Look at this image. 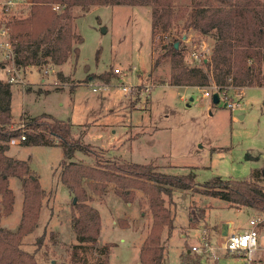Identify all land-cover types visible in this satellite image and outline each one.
<instances>
[{
  "label": "rangeland",
  "instance_id": "1",
  "mask_svg": "<svg viewBox=\"0 0 264 264\" xmlns=\"http://www.w3.org/2000/svg\"><path fill=\"white\" fill-rule=\"evenodd\" d=\"M4 1L0 0V42L10 40V30L3 34L1 29L10 20L27 18L31 11L30 4H22L14 14L6 15ZM99 7L73 21L84 39L77 59L72 56L57 66L42 57L38 64L28 66L16 63L15 54L4 59L7 51L1 52L0 77L12 83L15 126L50 114L70 121L73 136L93 148L88 149L90 154L78 150L66 157L59 145L22 146L21 141H9L6 154L28 160L44 189L40 218L21 248L34 254L40 264H98L101 256L92 245L80 251L82 260L73 257L77 243L73 196L60 174L64 163L71 161L89 165L134 161L151 165L156 172L195 174L191 189H174L171 197L164 195L174 222L162 233V264H241L239 258L223 254L227 234L221 229H225L223 223L233 221L236 229L245 230L255 210L207 195L203 188L216 176L243 180L251 179L256 171L264 172V65L261 85L222 90L233 100L244 94L239 108H228L224 101L214 104L213 98L204 96V91L213 90V79L205 87L172 86L171 60L153 66L161 47L152 42L151 16L144 6ZM180 29L181 25H174L172 31L177 35ZM184 36L186 63L194 65L192 52L200 50L202 42L212 52L215 40L211 36L194 30ZM116 68L121 74L115 73ZM9 185L15 193L14 210L0 219V228L16 231L24 190L17 177L11 176ZM113 186L91 201L102 217L98 246L116 244L109 264H140L151 221L148 197L138 190L135 201L127 203ZM1 200L0 194V206ZM203 233L214 244L215 254L192 250L201 244ZM259 263L264 264V253Z\"/></svg>",
  "mask_w": 264,
  "mask_h": 264
},
{
  "label": "trees",
  "instance_id": "2",
  "mask_svg": "<svg viewBox=\"0 0 264 264\" xmlns=\"http://www.w3.org/2000/svg\"><path fill=\"white\" fill-rule=\"evenodd\" d=\"M116 5L151 8L152 42L161 47L153 66L157 68L165 59L171 60L170 85L205 87L211 79L221 91L233 86L261 85L264 0H32L27 18L10 20L6 24L10 28L16 63L36 65L43 57L47 63L61 66L72 56L77 59L84 39L76 32L73 21L89 13L94 6ZM174 25H181L177 35L172 31ZM193 30L211 36L215 43L208 60L190 65L184 61L182 38ZM3 67L0 62V71ZM12 97V83L0 77V194L3 206H0V219L14 210L15 193L9 185L10 177L21 179L24 190L19 227L16 231L0 228V264H40L34 254L22 249L21 245L38 223L44 189L28 160L6 154L9 141L25 135L20 142L22 146L59 145L66 157H72L78 150L90 154L88 149L93 148L73 136L70 121L53 118L50 114L31 117L23 127L17 128L12 116ZM96 163H64L60 174L61 182L73 196V229L77 240L73 257L82 260L80 251L92 245L101 256L98 264H109L111 249L116 244L107 242L98 246L102 217L91 201L94 196L103 197L113 184L115 194L127 203L135 201L138 190L147 195L151 221L140 250V264H162L165 250L162 233L166 227H173L174 222L164 195L171 197L174 189H191L195 174L156 172L151 165L137 162ZM85 180H88L91 194ZM263 180L264 172L260 171L254 172L251 179L243 180L216 176L204 183L203 192L238 206L264 211Z\"/></svg>",
  "mask_w": 264,
  "mask_h": 264
},
{
  "label": "built area",
  "instance_id": "3",
  "mask_svg": "<svg viewBox=\"0 0 264 264\" xmlns=\"http://www.w3.org/2000/svg\"><path fill=\"white\" fill-rule=\"evenodd\" d=\"M22 4H32V0H5L3 3V10L6 15L14 14V10L17 6ZM10 28L5 25L1 29L3 34H7ZM201 49H195L192 52V57L194 64H201L203 60H208L211 50L207 47L205 42H202ZM11 40H6L0 42V56L2 51H7L3 56L4 59H10L14 56V50L12 48ZM115 73L121 74V69L116 68ZM94 90H97L94 88ZM215 93H219L220 101H224L225 106L231 109H237L240 107V101L242 99L243 93L237 94V98L233 100L227 96L226 92H222L219 87L213 84V90L204 91V96L208 98H213ZM25 139V135L20 138H12L11 143L15 144L17 141H22ZM193 251L200 253H214V244L209 240L206 233L202 235V242L199 246H193ZM264 253V211L256 210L253 217L249 221V227L243 231L232 230L227 234L225 239V244L223 245V254L232 255L241 260V264H260L261 255Z\"/></svg>",
  "mask_w": 264,
  "mask_h": 264
},
{
  "label": "crops",
  "instance_id": "4",
  "mask_svg": "<svg viewBox=\"0 0 264 264\" xmlns=\"http://www.w3.org/2000/svg\"><path fill=\"white\" fill-rule=\"evenodd\" d=\"M103 7H107V6H103ZM133 7H136V6H133ZM100 8V7H99ZM144 8H146L149 12H150V16H151V8L150 7H145L144 6ZM192 87H194V86H192ZM241 116L242 115H240V118H241ZM154 160V159H153ZM134 162V161H133ZM150 162V161H149ZM137 163H141V162H137ZM143 164H146V163H143ZM159 164V163H158ZM159 165H161V164H159ZM164 164H162V166H163ZM164 166H166V165H164ZM242 208H245V207H242ZM241 208V209H242ZM255 210V209H254ZM256 211V210H255ZM224 224V226H226V229H221V233L222 234H228L230 231H232V230H238V229H236L235 227H234V222L233 221H227V223H223Z\"/></svg>",
  "mask_w": 264,
  "mask_h": 264
},
{
  "label": "water",
  "instance_id": "5",
  "mask_svg": "<svg viewBox=\"0 0 264 264\" xmlns=\"http://www.w3.org/2000/svg\"><path fill=\"white\" fill-rule=\"evenodd\" d=\"M184 39H186V36H184ZM176 45L178 46V43H176ZM212 101H213L214 104H219L220 103V95H219V93H215L214 94ZM225 229H226V226H225Z\"/></svg>",
  "mask_w": 264,
  "mask_h": 264
}]
</instances>
